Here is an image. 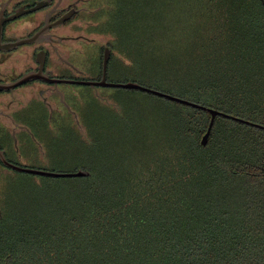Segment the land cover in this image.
Returning <instances> with one entry per match:
<instances>
[{
	"label": "trees",
	"instance_id": "obj_1",
	"mask_svg": "<svg viewBox=\"0 0 264 264\" xmlns=\"http://www.w3.org/2000/svg\"><path fill=\"white\" fill-rule=\"evenodd\" d=\"M201 10L182 55L111 80L264 125V0ZM144 93L163 103V145L96 151L89 176L60 183L9 180L27 191L0 197V264H264V130L217 116L203 146L207 110Z\"/></svg>",
	"mask_w": 264,
	"mask_h": 264
},
{
	"label": "flooded vegetation",
	"instance_id": "obj_2",
	"mask_svg": "<svg viewBox=\"0 0 264 264\" xmlns=\"http://www.w3.org/2000/svg\"><path fill=\"white\" fill-rule=\"evenodd\" d=\"M94 1L0 0V82L12 85L0 89V148L10 162L44 152L58 131L83 129L79 86L109 100L100 90L114 87L85 84L103 79L106 53L107 82L121 65L132 70L114 37L98 33Z\"/></svg>",
	"mask_w": 264,
	"mask_h": 264
},
{
	"label": "rangeland",
	"instance_id": "obj_3",
	"mask_svg": "<svg viewBox=\"0 0 264 264\" xmlns=\"http://www.w3.org/2000/svg\"><path fill=\"white\" fill-rule=\"evenodd\" d=\"M129 1L95 0L97 4L92 6L102 8L97 13L98 33L111 34L126 59L132 56L133 74L139 80V71L148 68V64L153 68L167 62L171 53L182 55L187 38L191 40L197 32L204 13L202 0H132L136 11L131 15ZM120 10L124 14L119 15ZM128 75L130 69L122 65L111 74L112 79H124ZM77 89L85 102L79 103L83 129L75 124L70 136L58 131L48 149L24 154L18 164L61 173L89 171L98 155L96 151H116L137 157L163 145L165 115L160 99L135 89L107 88L100 93L109 100L101 101L93 96L90 88L79 86ZM62 178L51 180L60 183ZM11 179L26 184L25 188L50 181L46 176L17 172L0 164V197L4 191L10 190L12 194L27 191L20 185L8 187ZM20 199L24 201L26 197Z\"/></svg>",
	"mask_w": 264,
	"mask_h": 264
},
{
	"label": "water",
	"instance_id": "obj_4",
	"mask_svg": "<svg viewBox=\"0 0 264 264\" xmlns=\"http://www.w3.org/2000/svg\"><path fill=\"white\" fill-rule=\"evenodd\" d=\"M107 61H108V54L106 53V56L104 59V76H103V79L101 81H98V82L85 81V84H88L91 86L100 85V86H108V87H114V88L136 89V90L152 93L156 96H160V97L166 98V99L171 100V101H175V102L182 103L185 105H189V106H192L195 108L207 110L211 114V120H210V123H209V126L207 128L206 133L203 135V137L201 139V144L203 146L207 145V143H208L209 136L211 134V131H212V128H213V125H214V122H215V119L217 116H223V117L231 118L233 120L240 121V122H243L246 124H250V125L256 126L258 128H262L264 130L263 124L251 122V121L246 120L244 118H240V117H237L234 115L226 114L220 110H216L214 108H209L207 106L201 105L197 102L188 100L186 98H182V97H179V96L167 93V92H163V91H160L157 89L150 88L148 86L142 85V84L135 82V81L107 82L106 76H105L106 75L105 74L106 68H107ZM24 79H28V77L24 78ZM24 79H21L20 81H18L16 83H20ZM16 83L13 85H16ZM11 86L12 85H7V84L0 82V89H6V88L11 87ZM0 159L6 167L11 168L12 170L17 171V172H24V173H28V174H32V175L46 176V177H51V178L84 177V176L90 175V172L88 170H84V169H80V170L75 171V172H63V173H61V172H53V171H47V170H42V169L26 167L23 165H18V164L10 162L6 158V155L1 148H0Z\"/></svg>",
	"mask_w": 264,
	"mask_h": 264
}]
</instances>
